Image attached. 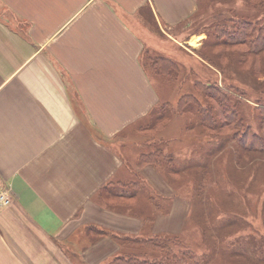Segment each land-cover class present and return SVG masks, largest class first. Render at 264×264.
Segmentation results:
<instances>
[{"label":"crops","instance_id":"1","mask_svg":"<svg viewBox=\"0 0 264 264\" xmlns=\"http://www.w3.org/2000/svg\"><path fill=\"white\" fill-rule=\"evenodd\" d=\"M196 8V0H0V188L11 193L0 207V264H101L122 235L140 231L145 214L98 200L131 180L143 185L132 195L147 199L155 192L146 184H162L153 166H135L138 126L161 102L147 56L188 50L200 34L179 39L168 29ZM170 150L178 157L177 145Z\"/></svg>","mask_w":264,"mask_h":264},{"label":"rangeland","instance_id":"2","mask_svg":"<svg viewBox=\"0 0 264 264\" xmlns=\"http://www.w3.org/2000/svg\"><path fill=\"white\" fill-rule=\"evenodd\" d=\"M196 4L198 9L194 18L190 17L168 30L179 39L192 34L200 35H192L190 48H178L172 58L193 69L196 76L203 81L217 79L220 86L245 87L247 92L243 99L246 103L240 106L244 119L251 123L252 131L258 133L264 118V64L259 68L261 71H257L245 68L241 60L237 61L236 51H226L224 57H220L214 48L209 50V57L198 51L202 48V42H199L201 37L205 38L207 31L216 24L213 18L218 17V11H224L223 14L231 18L233 15L260 16L261 10L254 0H196ZM262 22L264 21H260V24ZM259 57L264 60V51ZM226 59L228 61L225 62V70L230 74L228 77L223 75V66H218ZM189 79H193L192 75ZM156 84L161 102H176L177 90L163 80ZM190 85L191 83L186 84ZM191 121L192 124L196 121L192 115L175 117L167 128L173 138L171 147H179L178 160L185 159L190 162L187 171H182L175 177L168 179L161 174L163 182L161 185L154 184L157 188L146 184L147 195L149 191L155 192L153 201L144 198V193L132 195L136 189L126 184L115 186L113 192L108 187L109 193L103 191L98 201L103 203L106 200L107 205L116 212L126 211V214L139 218L144 214L153 217L156 213V218L159 216L157 227L144 223L140 218V231L126 233L131 236L163 234L170 238L176 235L179 243L181 242V248L189 247L196 254L204 255L208 264H264V147L236 153L232 152L235 150L234 142L227 140L219 153L210 155L207 147L209 141L200 139L203 141H200L202 148L196 141V137H199L196 136L199 126H193L196 131L186 133L190 136L180 133L184 124ZM137 135L141 142L143 136L140 133ZM127 154L134 156L135 153L128 150ZM128 158L131 160V157ZM205 166L207 171L200 172ZM202 173H205L209 182L204 191H198L196 186L199 185ZM119 194L126 196V199L121 196L118 199ZM153 203L159 204V209H162L157 212ZM148 229L151 231H147ZM122 247L130 249L128 252L138 251L136 244ZM122 247L119 245L116 252L121 251Z\"/></svg>","mask_w":264,"mask_h":264},{"label":"trees","instance_id":"3","mask_svg":"<svg viewBox=\"0 0 264 264\" xmlns=\"http://www.w3.org/2000/svg\"><path fill=\"white\" fill-rule=\"evenodd\" d=\"M246 1L248 2V0ZM254 1L258 9L261 10L260 16L233 15V17L228 18L226 14H223L224 11H218L216 13L218 17L213 18L216 24L207 31L206 37L202 40V48L198 52L209 57V50L214 48L220 57H224L226 51L233 50L237 52V61L241 60L245 64V68L261 71L259 68L262 63L264 64V60L259 55L264 51V22L260 24V21H264V0ZM248 5L256 8L253 5ZM197 9L187 19L194 18L197 15ZM147 59L151 64L153 73L159 76L164 83L177 90L178 96L175 103L171 101L158 103L152 109V114L146 123L138 126V131L143 136L141 142L139 141L143 150L139 152L135 166L141 168L149 164L168 179L175 177L182 171H187L190 161L178 160V157L172 154L170 150L173 138L167 128L174 116H194L195 123L192 124L191 121L184 124L180 133L187 135L186 133L196 131L193 126H199L196 135L199 137H196L198 139L196 141L201 147L202 138L208 140L209 146L207 145V147L210 155L219 153L228 142L227 140L234 142L235 150L232 152L236 153L250 151L247 149L255 147H264V118L261 121V129L256 133L252 131L251 123L243 116L240 105L246 103V100L243 99L244 93L247 92L245 87L220 86L217 79L203 81L196 76L193 69L179 64L164 52L148 54ZM227 61V59L223 60V63H219L218 66L221 68L223 66V75L228 77L229 72L226 73L225 70V62ZM191 75L192 80L189 79ZM187 83H191V85L186 86ZM252 86L255 87V84ZM184 135L182 136L184 137ZM223 143L225 144L221 146ZM179 153L180 151L178 155ZM206 171L207 166L200 170V172ZM134 174L139 176L137 170L134 171ZM208 182L205 173H202L199 185L196 186L198 191H204ZM127 185L133 186L135 191L143 186L133 180L128 181ZM148 198L153 201L152 196ZM153 206L157 212L162 209H159L157 203H153ZM153 212L155 213L154 210ZM143 222L153 223L154 218L146 216ZM119 240L120 247L136 244L138 251L128 252L130 249L122 247L121 251H117L109 262L106 261L101 264H208L204 255L196 254L189 247L181 248V242L179 243L176 235L169 238L168 235L163 234L139 235L137 237L126 234L122 235ZM242 247L244 248V245Z\"/></svg>","mask_w":264,"mask_h":264},{"label":"built area","instance_id":"4","mask_svg":"<svg viewBox=\"0 0 264 264\" xmlns=\"http://www.w3.org/2000/svg\"><path fill=\"white\" fill-rule=\"evenodd\" d=\"M11 203V193L8 188H0V207L8 206Z\"/></svg>","mask_w":264,"mask_h":264}]
</instances>
